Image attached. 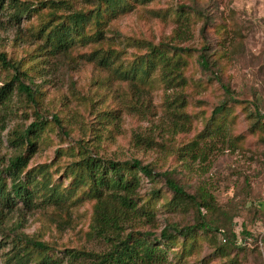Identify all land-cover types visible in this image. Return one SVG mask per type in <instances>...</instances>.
Segmentation results:
<instances>
[{
  "label": "rangeland",
  "instance_id": "374dc122",
  "mask_svg": "<svg viewBox=\"0 0 264 264\" xmlns=\"http://www.w3.org/2000/svg\"><path fill=\"white\" fill-rule=\"evenodd\" d=\"M29 1L36 4L39 0ZM178 5L195 6L203 13L201 18L186 22L187 33L177 38L178 44L194 49L206 46L211 61L218 63L212 64L213 69L229 84L237 102L227 98L211 72L201 70L193 50L184 71L188 83L181 89L185 105L177 107L170 102L172 88L161 84H155L150 92L131 94L127 83L84 58L90 44H76L64 52L52 49L44 34H39L45 23L54 24L58 19H51L48 9L23 16L18 25L11 24L7 12L0 11V52L17 63L20 78L32 88L37 101V105L29 101L14 81L9 99L0 104V125L4 126L0 130V168H6L8 159L17 152L13 139L35 120L38 109L46 123L22 178L26 179V174L30 178L29 172L34 179L46 176L49 186H56L65 198L48 204L41 201L39 192L34 208L26 209L21 201L12 209L0 206V264H14L10 258L19 246L37 255L25 245L28 238L46 242L49 254L62 259L61 264L66 262L62 258L66 248H107L104 239L90 233L95 200L86 194L87 185L78 182L67 167L80 157L78 139L85 140L101 157L164 161L161 170L172 169V176L184 189L191 193L203 190L212 197L208 208H203L210 230L199 231L193 241L196 249L180 259V242L172 245L168 257L173 263L264 264V0H153L120 15L110 29L155 44L169 40L179 27ZM60 13L65 12L57 11ZM132 52L137 51L129 48L125 57L131 59ZM14 73L0 62V87ZM225 100L232 109L221 118L218 132L197 138L214 107ZM104 111L111 113L112 121L96 117ZM182 112L188 120L181 126ZM54 113L61 117L70 136L53 123ZM136 130L150 137L149 148L134 147ZM194 141L197 144L190 150ZM185 161L191 171L185 169ZM40 166L42 172L37 173ZM153 188L160 189V195L154 203L155 222L147 228L152 238L169 224L182 227L194 223V209L167 206L171 195L161 178L142 177L137 189L140 203L154 201L150 197ZM221 225H226L230 242L232 231L239 237L242 229L250 231V245L238 249L231 243L222 248L228 240L224 242L213 228Z\"/></svg>",
  "mask_w": 264,
  "mask_h": 264
},
{
  "label": "trees",
  "instance_id": "16d2710c",
  "mask_svg": "<svg viewBox=\"0 0 264 264\" xmlns=\"http://www.w3.org/2000/svg\"><path fill=\"white\" fill-rule=\"evenodd\" d=\"M152 1L39 0L34 4L29 0H0V11L7 12L11 24L18 25L23 16L36 13L41 9H48L51 19L55 16L58 19L54 24L45 23L39 30V34H44L45 41L50 44L51 48L64 52L76 44L83 46L90 44L91 50L83 55L84 58L108 70L117 81L127 83L131 94L150 92L155 84H161L165 89L172 88L170 102L176 103L177 107L184 106L185 98L181 89L188 83L184 71L189 62L188 58L195 53V62L201 70L211 72L227 98L236 101L229 84L223 82L217 70L213 69L212 64L216 65L217 61L215 59L211 61V55L206 53V46L194 49L178 44L177 38L181 39L183 34L187 33L186 22L192 17L201 18L203 15L201 10L195 6L178 5L176 11L178 29L174 31V35L169 40L159 41L156 44L148 40L125 36L117 30L110 29L113 20L120 15L130 12L136 5L143 6ZM60 10L65 13L57 15V11ZM206 25L207 20L201 27L202 31ZM108 32L112 34L109 36ZM174 36L176 38L173 42ZM129 48L137 51L129 53L131 59L125 57ZM0 62L3 66L15 71L12 79L0 87V104L9 99L14 88L13 82L16 81L18 91L37 105L34 91L20 78L17 63L9 60L3 52H0ZM231 106L226 100L215 106L209 122L198 133L197 138L217 133L221 127V118L231 111ZM34 113L35 120L24 129L18 139H13L17 152L8 159L6 168H0V206L3 208L12 209L19 201L26 209L34 208L38 204L35 199L39 192L42 196L41 201L44 203L56 204L65 200L56 186H49L46 176L34 179L29 172L30 178L27 174L26 179L22 178V173L28 165L46 123L38 109H35ZM109 115L111 113L105 111L96 113L98 119L108 122L114 118ZM180 115L183 116L179 124L182 126L188 118L185 112ZM258 117L260 120L263 118L259 114ZM52 121L60 132L70 136V131L58 114H52ZM3 128L1 124L0 130ZM23 142L25 145L21 150L20 146ZM132 142L136 148L141 146L149 148L151 139L142 130H136ZM195 144H197L196 141L191 142L189 149L193 150ZM76 145L80 157L67 167L70 168L71 173L75 174L74 177L78 179V182L87 185L86 194L95 200L90 233L104 239L107 242V248L101 251L66 248L62 251V258L66 259L65 264H176L168 257L172 245L180 242L177 246L178 259L182 258L185 252L196 249L193 241L199 231H207L211 228L203 214V208H208L212 198L206 191L188 192L172 176V169L161 170L164 161L143 163L134 156L128 160L101 157L91 150L85 140L78 139ZM183 165L186 170H190L191 167L187 161L183 162ZM36 170L37 173H41L42 167ZM142 177L149 180L161 178L166 188L165 191L171 195L167 206L173 209H194V223L182 227L169 224L168 227L160 230L157 237L152 238V232L147 228L155 222L154 203H156L155 198L160 195V189H151L150 197L154 200L153 202L140 203L137 189ZM223 226L226 225L213 227L219 232L224 242L228 240L222 248L227 249L226 245L231 243L238 249H244L246 245H250L247 242L250 238L247 236H252L250 231L242 229L239 232L242 233L241 237L232 231V242H230L227 229ZM27 244L36 251L37 255L32 254L24 246L15 247L16 250L10 258L14 260V264L62 263V259L54 258L49 254L51 248L46 242L28 238L25 242V245Z\"/></svg>",
  "mask_w": 264,
  "mask_h": 264
}]
</instances>
